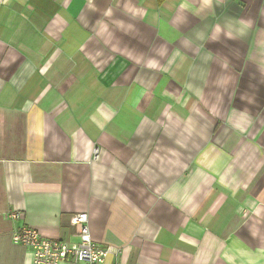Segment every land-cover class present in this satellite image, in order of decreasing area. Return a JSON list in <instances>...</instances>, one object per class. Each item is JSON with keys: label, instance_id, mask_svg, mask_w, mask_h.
<instances>
[{"label": "crops", "instance_id": "0c3cea01", "mask_svg": "<svg viewBox=\"0 0 264 264\" xmlns=\"http://www.w3.org/2000/svg\"><path fill=\"white\" fill-rule=\"evenodd\" d=\"M80 212L108 264H264V0H0V264Z\"/></svg>", "mask_w": 264, "mask_h": 264}, {"label": "built area", "instance_id": "2783aa9c", "mask_svg": "<svg viewBox=\"0 0 264 264\" xmlns=\"http://www.w3.org/2000/svg\"><path fill=\"white\" fill-rule=\"evenodd\" d=\"M99 156V148L94 149V158ZM11 218H20L18 211L9 213ZM74 223L80 227V241L67 244L61 240L44 237L34 227L23 226L12 234V241L29 248L34 255L36 264H68L77 262L83 264H108L107 258L112 253H118L113 246H103L93 240L88 225V213L80 212L74 215ZM72 260V261H71ZM113 264H123L115 262Z\"/></svg>", "mask_w": 264, "mask_h": 264}]
</instances>
